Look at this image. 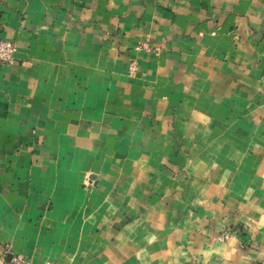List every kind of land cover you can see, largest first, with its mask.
<instances>
[{"label": "crops", "instance_id": "crops-1", "mask_svg": "<svg viewBox=\"0 0 264 264\" xmlns=\"http://www.w3.org/2000/svg\"><path fill=\"white\" fill-rule=\"evenodd\" d=\"M0 39V264H264V0H0Z\"/></svg>", "mask_w": 264, "mask_h": 264}, {"label": "built area", "instance_id": "built-area-1", "mask_svg": "<svg viewBox=\"0 0 264 264\" xmlns=\"http://www.w3.org/2000/svg\"><path fill=\"white\" fill-rule=\"evenodd\" d=\"M15 51V46L12 42L8 40L0 39V66L8 65L13 61V53ZM130 71L133 70V66L129 69ZM229 237V233L225 232L219 235L218 240L226 241ZM8 264H33L29 260L24 259L20 255H14L10 258ZM44 264H54L51 262H46Z\"/></svg>", "mask_w": 264, "mask_h": 264}]
</instances>
